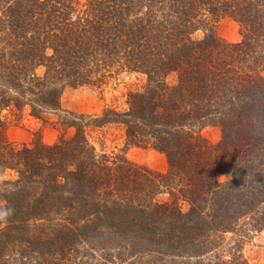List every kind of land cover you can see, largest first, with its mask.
I'll return each instance as SVG.
<instances>
[{"label":"trees","instance_id":"16d2710c","mask_svg":"<svg viewBox=\"0 0 264 264\" xmlns=\"http://www.w3.org/2000/svg\"><path fill=\"white\" fill-rule=\"evenodd\" d=\"M224 16L239 42L216 36ZM124 70L146 77L126 110L67 112L60 122L73 133L52 144L7 141L3 111L60 110L64 87ZM263 70L264 0H0V173H16L1 194L0 264H112L95 246L125 250L127 264H248L242 240L223 234L244 216L264 227ZM107 123L164 153L167 171L98 154L85 129ZM206 125L219 126L218 142L200 136ZM14 241L28 245L16 256Z\"/></svg>","mask_w":264,"mask_h":264},{"label":"rangeland","instance_id":"374dc122","mask_svg":"<svg viewBox=\"0 0 264 264\" xmlns=\"http://www.w3.org/2000/svg\"><path fill=\"white\" fill-rule=\"evenodd\" d=\"M74 1L84 3L86 0ZM211 24L216 36L220 39L230 43H237L241 40L240 26L232 18L220 17ZM205 33L203 28H198L191 33V37L199 40L203 38ZM47 52L50 53V50H47ZM35 72L38 75H42L44 67H37ZM262 74L264 75V70ZM106 76L98 87L95 85L64 87L60 97V110H43L37 112V116L32 114L28 106H24L21 112L3 111L6 119L5 136L7 141L16 147L26 145L32 148L34 143L38 141L44 144H52L60 136L70 137L73 133V128L66 127L60 122L62 118L69 116L67 112L101 115L106 109H114L118 112L126 110L128 107V94L134 91H141L146 80L145 75L140 72L125 70L115 73L111 71ZM167 81L173 82L174 75H169ZM85 132L98 154H104L109 159L124 157L129 162L155 173L162 174L167 171L168 167L164 153L148 145L142 146L128 143L126 141L125 127L121 123H107L99 127H86ZM198 133L211 143L218 142L221 136L220 128L217 125H206L200 128ZM15 178L16 173L13 170L6 169L0 173V213L1 208L7 205V201L1 194H3V191H9L11 187L4 182ZM219 178L221 179L222 176H219ZM26 189L32 194H36L41 190L38 184L29 185ZM156 200L162 202L168 201L170 198L167 193H160L157 195ZM181 205L182 209L187 208L185 202H182ZM3 217L0 214V230L5 227ZM60 218L58 215L52 216L53 220L47 222H50L49 224L56 223ZM47 222L44 224H47ZM38 223L40 222L30 220V229H37ZM250 223L248 216L240 218L234 227V231H228L223 234L224 241L230 243L234 238L239 237L242 240L241 253L248 264H264V227L260 230H253ZM30 229H28L29 232ZM17 242L14 241V244H12V252L15 256L17 254L14 248L22 250L25 245L23 242ZM95 249L92 256H95L97 260H102L101 257L104 256L110 257L112 264H127V260H124L126 259L125 250H122V253L117 251V254L116 251V253H108L109 250L107 249H109V246L105 249L107 251L104 250L103 252L100 247L95 246ZM27 252L32 253L28 249ZM148 255H144V257H148ZM174 258L176 261H179V259L183 260L182 257ZM27 260L30 261L28 263H33L32 258L31 260L27 258Z\"/></svg>","mask_w":264,"mask_h":264}]
</instances>
